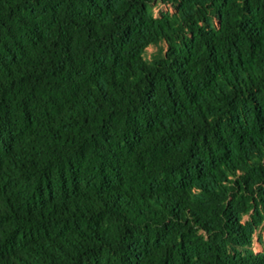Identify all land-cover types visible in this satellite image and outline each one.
I'll use <instances>...</instances> for the list:
<instances>
[{
	"label": "trees",
	"instance_id": "trees-1",
	"mask_svg": "<svg viewBox=\"0 0 264 264\" xmlns=\"http://www.w3.org/2000/svg\"><path fill=\"white\" fill-rule=\"evenodd\" d=\"M261 229L264 0H0V264H264Z\"/></svg>",
	"mask_w": 264,
	"mask_h": 264
},
{
	"label": "rangeland",
	"instance_id": "rangeland-1",
	"mask_svg": "<svg viewBox=\"0 0 264 264\" xmlns=\"http://www.w3.org/2000/svg\"><path fill=\"white\" fill-rule=\"evenodd\" d=\"M172 11V9L168 6H165L163 4H158L155 8H154V12L155 14L158 16L160 12H166V11ZM163 47V46H162ZM158 48L155 46H150L147 48L146 52H145V58L148 60L152 57L153 54H155L157 52ZM264 250V230H259L256 232V234L254 235V239H253V251L255 253H260Z\"/></svg>",
	"mask_w": 264,
	"mask_h": 264
}]
</instances>
